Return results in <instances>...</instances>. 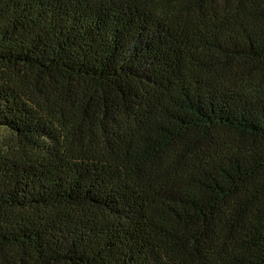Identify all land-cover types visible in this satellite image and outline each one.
Here are the masks:
<instances>
[{
    "label": "trees",
    "instance_id": "1",
    "mask_svg": "<svg viewBox=\"0 0 264 264\" xmlns=\"http://www.w3.org/2000/svg\"><path fill=\"white\" fill-rule=\"evenodd\" d=\"M0 264H264V0H0Z\"/></svg>",
    "mask_w": 264,
    "mask_h": 264
}]
</instances>
